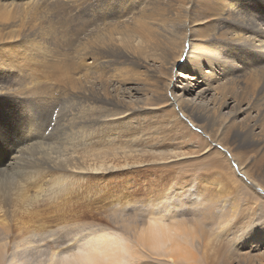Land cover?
<instances>
[{
  "label": "bare ground",
  "instance_id": "1",
  "mask_svg": "<svg viewBox=\"0 0 264 264\" xmlns=\"http://www.w3.org/2000/svg\"><path fill=\"white\" fill-rule=\"evenodd\" d=\"M181 136L205 173L138 193L141 167L191 157L157 150ZM94 200L112 227L62 222ZM9 215L0 264L264 261V0H0Z\"/></svg>",
  "mask_w": 264,
  "mask_h": 264
},
{
  "label": "rangeland",
  "instance_id": "2",
  "mask_svg": "<svg viewBox=\"0 0 264 264\" xmlns=\"http://www.w3.org/2000/svg\"><path fill=\"white\" fill-rule=\"evenodd\" d=\"M46 1L52 2V3L53 2H57V3H60L62 5L65 4V0L62 1V2H59L57 0H46ZM183 124L188 129H190L191 131L195 132L197 135L202 137L205 140V142L209 145L208 147L214 148L205 137L201 136V134L197 130H195V128L193 126H190L186 122H183ZM142 140L143 139H141V142H142ZM188 140L191 143V141H190L191 139L188 138ZM188 140L186 139V137H182L181 136L180 138H178V140L177 139L174 140L175 143H174V141L170 142V140L163 141L165 143H168L169 147H167L168 144H165V145H163L164 147L160 146L161 148H158L157 150H159V151L164 150L165 151L167 149V150L173 151V153L175 155H177V156L178 155H180V156L184 155V156H187V157L188 156H191V157L188 158V159L185 158V159H182V160H178V161H175V162H170L168 164L162 165L163 168L161 167V165L146 166L144 168L141 167L140 168L141 172L139 171L140 176L136 178V181L139 182V185H140L139 187H141V188L138 187L136 189L138 191V193L142 194L145 191L144 188H143V179H145V181H148L150 183H154V181H156L157 178H158L159 181H156V183L160 182V184H167V183H170L171 181L174 182L175 179H176L177 182H179L180 180L182 181V179L184 181L188 182V181H190L191 177L193 178L194 176H198L201 173L202 174L205 173L203 171H205V161H206V159H203V156H200V154L202 153V148L199 146V144L197 146V149L196 148H192L190 146L189 142H187ZM141 142L139 144H141ZM170 146H171V148H170ZM142 147L145 148L146 146H142ZM166 152H168V151H166ZM166 152H164V153H166ZM201 155H203V154H201ZM169 160H174V159H169ZM202 166L204 167V170H202L203 169ZM111 173L113 174V173H117V172H109L107 175H103L104 177H106V179H104L105 181H107L110 178L109 174H111ZM133 175L135 177L136 173L133 174ZM166 175H168V176H166ZM98 177H101V176H98ZM122 177L123 176H120L119 178H117V181L119 179L122 181L124 179V177L123 178ZM160 180H162V181H160ZM260 195H262V194H260ZM46 203H47V200H46ZM95 203H96V200H94L91 203L92 206H87V205L85 206V205H82L80 203L78 205L75 204L76 206H74L73 208L70 207L68 209V213H73L74 214L76 212V213H80L81 215L79 214V217L75 218L74 220L73 219L71 220V218H66L62 222L67 224V225H69V227H71V225H74V224H77V223L79 224V222H89V221L93 222L94 224H100L102 226L112 227V224L104 217V215L97 214V212H95V210H96L95 207H98V205L95 206L96 205ZM84 206L87 207V208L85 209ZM38 207L44 213L42 215H43V218L45 219V221L46 222L48 221V224L53 225V223L56 221L55 217H58L59 213H57V211H55V210H52L51 209L52 206L48 208V206L45 205V202L41 201V200H39V206ZM79 207H81L82 209H80ZM11 222H12V216L11 215L0 217V227H3V228L6 229L8 226L11 225ZM86 230H88V229L87 228H78V229L75 230L73 228H70V231L67 234H64V235L60 236V238H58L56 240L60 239L61 242H64L63 247L67 246V242H68L69 239L76 238L77 234L81 235ZM114 230H117V229H114ZM219 251H221L220 252L221 256H223V254H225V250L220 248ZM260 258L261 257H258L257 255L255 256L253 254H251L249 257H247L246 260H244L242 258H239V257H235L233 259L234 261H233L232 264H243V262L249 263V264H264V261H261ZM161 259H163V258H161ZM148 261L150 262L151 259L150 260L148 259ZM241 261H243V262L241 263ZM157 264H167V263H157Z\"/></svg>",
  "mask_w": 264,
  "mask_h": 264
},
{
  "label": "snow or ice",
  "instance_id": "3",
  "mask_svg": "<svg viewBox=\"0 0 264 264\" xmlns=\"http://www.w3.org/2000/svg\"><path fill=\"white\" fill-rule=\"evenodd\" d=\"M85 239H86V237H85Z\"/></svg>",
  "mask_w": 264,
  "mask_h": 264
}]
</instances>
